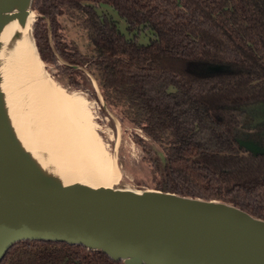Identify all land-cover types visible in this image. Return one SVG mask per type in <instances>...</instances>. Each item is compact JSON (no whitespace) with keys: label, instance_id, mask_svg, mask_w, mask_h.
<instances>
[{"label":"trees","instance_id":"obj_1","mask_svg":"<svg viewBox=\"0 0 264 264\" xmlns=\"http://www.w3.org/2000/svg\"><path fill=\"white\" fill-rule=\"evenodd\" d=\"M91 4L110 6L129 28L145 26L155 38L128 39ZM32 9L43 62L55 56L43 17L53 34L63 10L82 15L93 54L65 45L67 54L59 42L56 50L71 65L65 69L85 75L80 68H89L106 105L125 106L131 124L161 147L159 190L229 203L264 220V152L237 142L251 121L240 107L264 98V0H33ZM0 264L124 262L80 244L21 240Z\"/></svg>","mask_w":264,"mask_h":264},{"label":"water","instance_id":"obj_2","mask_svg":"<svg viewBox=\"0 0 264 264\" xmlns=\"http://www.w3.org/2000/svg\"><path fill=\"white\" fill-rule=\"evenodd\" d=\"M32 3L21 16L33 13ZM31 36L35 43L33 29ZM250 105H263L264 116V101ZM237 142L264 152L252 141ZM5 156L0 151V261L18 241L49 240L102 251L124 264H264V220L232 204L159 189L60 186L24 176L21 168L30 171Z\"/></svg>","mask_w":264,"mask_h":264},{"label":"bare ground","instance_id":"obj_3","mask_svg":"<svg viewBox=\"0 0 264 264\" xmlns=\"http://www.w3.org/2000/svg\"><path fill=\"white\" fill-rule=\"evenodd\" d=\"M27 1L0 0V151L60 186L116 189L118 164L87 99L46 76L31 36L34 12L20 14Z\"/></svg>","mask_w":264,"mask_h":264},{"label":"rangeland","instance_id":"obj_4","mask_svg":"<svg viewBox=\"0 0 264 264\" xmlns=\"http://www.w3.org/2000/svg\"><path fill=\"white\" fill-rule=\"evenodd\" d=\"M91 5L100 16L114 22L120 32L128 39L146 45L155 38L154 32L145 26L135 29L129 28L126 21L110 6L105 4ZM33 12L36 21L37 13L35 10ZM80 16L82 15L79 12L63 10L57 16L53 34L50 21L47 18L43 17L46 23H39L40 26H45V24L49 26V43L55 55L54 58H50V61L43 62L46 76L65 91L80 92L87 99L101 144L109 156H115L118 164L120 177L114 178L112 182L115 188L132 191L157 190L163 180L161 168L158 167L164 159L161 147L152 142L142 130L131 124L125 112V106L119 105L117 110L106 105L98 83L89 68L79 67L85 75L65 69V66L71 65L56 50L55 46L59 42L62 49L66 45L69 48H77L83 55L93 54L87 30L84 28ZM65 52L70 54L71 51L65 50ZM73 67L77 69L76 66ZM74 82L78 83L79 86L76 87ZM262 107L251 105L240 107L242 112L251 117L250 126H264L263 111L258 110ZM138 138L141 141H138ZM24 171L21 168L19 172H22L24 176L34 174Z\"/></svg>","mask_w":264,"mask_h":264},{"label":"flooded vegetation","instance_id":"obj_5","mask_svg":"<svg viewBox=\"0 0 264 264\" xmlns=\"http://www.w3.org/2000/svg\"><path fill=\"white\" fill-rule=\"evenodd\" d=\"M259 101H264V98L253 101L252 103H257ZM250 104L251 103H249V104L246 103V105H244V106H247ZM248 132L249 133L246 136H244V138L241 137L239 139L244 140V141H252L254 143L259 144V146L261 147L262 144L264 143V126H250V127H248ZM262 141H263V143H262ZM257 153H259V152H257Z\"/></svg>","mask_w":264,"mask_h":264}]
</instances>
